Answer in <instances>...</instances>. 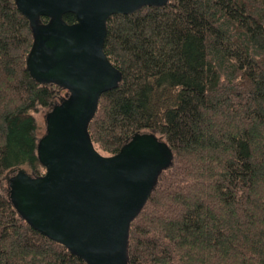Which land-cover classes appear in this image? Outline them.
Masks as SVG:
<instances>
[{"label":"trees","instance_id":"16d2710c","mask_svg":"<svg viewBox=\"0 0 264 264\" xmlns=\"http://www.w3.org/2000/svg\"><path fill=\"white\" fill-rule=\"evenodd\" d=\"M31 42L14 0H0V264H85L7 197L10 169L44 172L35 114L43 120L64 92L29 76ZM103 49L122 80L99 98L95 149L113 155L133 133L152 132L174 156L130 225L129 264H264V0H169L114 14Z\"/></svg>","mask_w":264,"mask_h":264},{"label":"water","instance_id":"95a60500","mask_svg":"<svg viewBox=\"0 0 264 264\" xmlns=\"http://www.w3.org/2000/svg\"><path fill=\"white\" fill-rule=\"evenodd\" d=\"M169 0H14L32 37L26 70L38 84L64 94L44 114L35 154L44 172L10 169L7 197L33 229L85 264H129V229L173 164L168 143L135 132L113 155L94 147L88 127L102 93L121 71L104 52L107 21ZM70 13L75 22L67 23Z\"/></svg>","mask_w":264,"mask_h":264},{"label":"rangeland","instance_id":"374dc122","mask_svg":"<svg viewBox=\"0 0 264 264\" xmlns=\"http://www.w3.org/2000/svg\"><path fill=\"white\" fill-rule=\"evenodd\" d=\"M63 94H64V92L62 93V95H63ZM41 114H42V110L39 111V112H37V113L35 114V120H36V123H37V126H38L39 131H41L42 126L44 127V125H42V124H43V120L41 119V118H42V117H41ZM41 120H42V121H41ZM100 154L105 155V153L102 152L101 150H100Z\"/></svg>","mask_w":264,"mask_h":264}]
</instances>
